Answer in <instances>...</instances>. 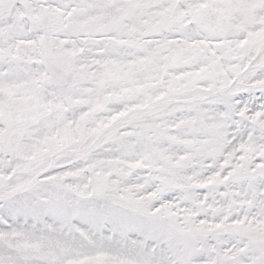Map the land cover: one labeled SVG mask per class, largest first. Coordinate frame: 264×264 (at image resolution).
Masks as SVG:
<instances>
[{"label": "snow or ice", "instance_id": "obj_1", "mask_svg": "<svg viewBox=\"0 0 264 264\" xmlns=\"http://www.w3.org/2000/svg\"><path fill=\"white\" fill-rule=\"evenodd\" d=\"M0 264H264V0H0Z\"/></svg>", "mask_w": 264, "mask_h": 264}]
</instances>
